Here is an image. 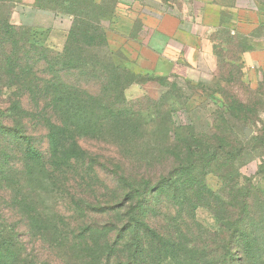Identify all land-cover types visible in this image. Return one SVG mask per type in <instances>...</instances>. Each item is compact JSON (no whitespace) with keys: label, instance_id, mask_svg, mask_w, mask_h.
Here are the masks:
<instances>
[{"label":"rangeland","instance_id":"374dc122","mask_svg":"<svg viewBox=\"0 0 264 264\" xmlns=\"http://www.w3.org/2000/svg\"><path fill=\"white\" fill-rule=\"evenodd\" d=\"M249 1L238 0V3L248 6ZM35 3L40 8L37 14L25 17L31 24L48 28L47 34L25 25L13 31L6 29L7 7L0 2V40H18V45L23 46L28 39L49 51L46 60L36 63L29 56L26 60L33 63L32 75L26 77L28 81L36 78L35 93L31 92L32 85L13 80L10 87H5L3 84L9 80L0 79V110L11 109L16 99L21 101L28 111L23 122L36 146L46 152L48 141H53L61 162L57 164L58 159L52 162V174L44 176L52 181L51 193L38 199L37 190L42 186L33 188L29 180L25 181L21 168L14 166L19 163L20 155L10 153L6 162L0 161V241L16 243L20 249L18 262L8 264H25L31 254L40 264H72L60 261L62 251L57 247L56 234L82 228L85 217L80 210L92 209L91 206L108 200L107 187L117 170L131 178L149 175L155 180L162 170L170 169L177 141L194 129H206L212 111L222 109L226 96L236 97L250 106L259 103L253 120L255 126L248 124L237 129L243 134L250 131L246 137H255L253 147L248 148L249 154L228 172L204 176L205 186L213 193L210 208L190 210L188 203H195V197L184 191L176 198L170 192L162 193L148 214V221L151 217L149 229L178 237L181 245L186 244L185 240L192 243L186 247V261L179 259L178 264H224L220 259L225 252L222 235L231 223L237 227L238 220L240 225L237 222L236 230H239L244 254L236 258L234 264H264V180L256 176L259 166L264 165V135L256 132L264 126V72L261 74L253 67L245 70L241 64L240 69L223 63L201 77L199 84L175 74L147 78L137 73L133 55L119 47L120 35L147 41L149 33L140 23L141 15L180 14V8L185 14V10L192 7L189 0H117L113 7L112 0H35ZM81 15H86L91 25L88 29L85 25L80 28L86 36L78 35L76 40H71L69 31L75 26L76 17ZM95 26L104 29V37L92 41L90 36ZM215 35L224 40L227 37L224 30ZM256 36H264V31H257ZM248 45L247 37L237 34L226 50L218 46L216 55L224 61L237 56V51ZM67 51L68 56L74 58L70 67L64 64V57L59 56ZM126 70L141 81L138 86L142 93L134 90L133 83L121 99L124 83L130 78ZM230 74L232 80L228 78ZM140 75L142 77H138ZM50 83H54L57 91L64 86L72 91L73 106L77 108L75 121L66 125L59 123L64 117L58 105L50 100L53 89ZM118 111L122 112V122L115 125L108 116ZM50 122L60 125L53 133L47 128ZM62 138L66 145L59 147ZM66 158L70 161L66 162ZM244 177L250 181L245 182ZM223 178L233 187L232 193L223 191ZM244 192L251 194L245 205ZM204 201L200 200L199 204Z\"/></svg>","mask_w":264,"mask_h":264},{"label":"trees","instance_id":"16d2710c","mask_svg":"<svg viewBox=\"0 0 264 264\" xmlns=\"http://www.w3.org/2000/svg\"><path fill=\"white\" fill-rule=\"evenodd\" d=\"M92 1L90 0V2ZM0 2L6 4L5 13L8 17L9 7L6 0H0ZM116 2L117 0H112V7ZM113 12L112 9L110 17H113ZM83 15L79 18L76 17L75 26L73 25L69 31L71 40H76L78 35H87L80 28L85 25L88 29L91 21L86 15ZM19 26L22 25H15L8 21L6 29L13 31ZM103 30L100 26L93 27L94 32L90 36L91 40L94 41L95 38L103 36ZM222 30L225 31L227 37L225 40L219 39L224 43L225 48L223 49L226 50L236 34L232 35L229 30ZM18 44L19 41L14 39L0 40V74L2 73L0 79L9 80L8 83L3 84L5 87H10L13 80L21 81L29 87L32 85L31 92L35 93L36 78L28 81L26 77L32 75L33 63H28L26 60H28V56L32 57L36 63L41 59L46 60L49 51L28 39L25 40V45ZM249 48L248 45L247 48L237 51V56L225 58L224 61H221L219 55H216L217 66L227 63L241 69L239 56ZM59 56L64 57L63 62L66 66L70 67L74 63V58L68 56V51L65 54H59ZM59 56L56 54V57ZM137 73L147 78L150 76L139 70ZM239 73L242 75L241 71ZM126 75H129L130 78L127 83H124L120 94L121 99L125 98L124 91L130 84L141 86V81L136 79L137 76L132 71L126 70ZM141 75L138 77H142ZM228 78L232 80L231 74ZM199 83L201 81L197 84ZM50 86L53 88L50 92V100L58 105L64 117V121L59 123L66 125V123L75 121L77 108L73 106L75 98L72 91L66 86L63 90L57 91L54 83H50ZM48 88L49 86H47ZM37 91L39 92V90ZM258 105L259 103L256 102L250 106L236 97L226 96L222 109L212 111L211 120L206 129H194L187 137L177 141L178 148L172 151L174 162L171 168L162 170L155 180H152L149 175L131 178L117 170L107 187L110 194L108 200L105 203L91 206L92 209L80 210V213L85 217V220L81 222L80 227L82 228H77L72 233L58 232L56 234L57 247L62 251L60 261L63 263L69 261L72 264H178L176 262H180L179 259L186 261L188 254L186 251H188V245L192 243L185 240L186 244L181 245L177 240L178 237L158 234L154 230V232H150L151 217L148 221V214H151L153 210L152 204L164 192H170L172 197L176 198L178 193L184 191L186 195L192 194L195 197V203L191 201L190 204L188 203L190 210L193 211L197 207L210 208L209 199L213 193L205 186L203 178L208 173L228 172L235 163L245 160L246 154H249L248 148L253 147L255 137L251 135L246 137L242 131L237 129L248 124L255 126L253 120L257 115ZM121 113V111L110 112L108 118L110 117L116 125V123L122 122ZM25 115H28V111L23 108L22 102L18 99L14 101L11 109L0 110V161L6 162L10 153L19 154L20 161L16 162L14 166L21 168L25 181L29 180L33 188L36 185L42 186L37 191L39 192L38 199H43L45 195L51 193L49 185L52 184L51 179L44 176L46 173H48L47 176L52 174L54 167L52 162L58 159L57 164H60L61 157L54 150L53 141H48L46 152L36 146L33 136L29 134L27 126L23 122L26 119ZM58 127L60 125L51 122L47 125L50 133H53L54 129ZM256 132L264 135V126L263 129H256ZM63 140L64 138L58 142L59 147L66 145ZM69 161L70 158H66V162ZM256 176L264 180V165L259 166ZM243 179L245 182L250 181L246 177ZM238 184L239 182L235 184L236 188ZM239 190L241 191V188ZM223 191L228 194L233 192V187L226 179H224ZM242 194L243 205L248 204L251 194L248 192ZM201 198L205 201L199 204ZM177 205L180 207V204ZM237 222L240 221L236 220L237 227L234 226L235 223H231L228 228H225L222 235L225 252L221 257H218L224 264H234L235 259L244 254L241 251L239 230H236L239 228ZM19 255L20 249L16 243L0 241V264L18 262ZM212 260L218 261L217 259ZM24 262L25 264H40L34 260L32 254Z\"/></svg>","mask_w":264,"mask_h":264},{"label":"crops","instance_id":"0c3cea01","mask_svg":"<svg viewBox=\"0 0 264 264\" xmlns=\"http://www.w3.org/2000/svg\"><path fill=\"white\" fill-rule=\"evenodd\" d=\"M189 1L192 7L185 14L180 8V14L141 15L143 29L149 33L147 41L120 35L119 47L133 55L139 71L149 75L175 74L197 83L206 73L216 70V49L225 45L215 33L226 29L232 35L247 37L250 48L240 54L239 64L245 70L253 67L261 74L264 72V36H256L257 31H264V0H250L248 6L239 5L238 0ZM6 3L10 23L48 33V28L31 24L25 17L37 14L40 9L35 0H6ZM134 90L141 95L142 89L137 84Z\"/></svg>","mask_w":264,"mask_h":264},{"label":"water","instance_id":"95a60500","mask_svg":"<svg viewBox=\"0 0 264 264\" xmlns=\"http://www.w3.org/2000/svg\"><path fill=\"white\" fill-rule=\"evenodd\" d=\"M249 133H250V131H248V130L245 131L246 136L249 135Z\"/></svg>","mask_w":264,"mask_h":264}]
</instances>
